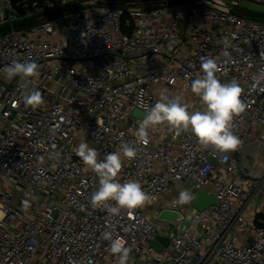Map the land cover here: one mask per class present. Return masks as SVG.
Returning <instances> with one entry per match:
<instances>
[{
  "label": "built area",
  "instance_id": "obj_1",
  "mask_svg": "<svg viewBox=\"0 0 264 264\" xmlns=\"http://www.w3.org/2000/svg\"><path fill=\"white\" fill-rule=\"evenodd\" d=\"M244 1L0 0V26L76 3L0 33V68L31 59L39 71L11 81L0 75V264H119L106 231L126 240L127 264H264V212L250 210L258 199L264 208V174L243 176L239 155L259 141L252 169L263 168L264 19L232 11H244ZM201 57L217 62L222 83L235 79L243 89L245 110L232 121L240 144L221 153L167 123L149 128L148 143L141 142L143 118L134 111L144 113L142 102L150 107L163 93L187 97L189 112L205 110L191 89ZM32 91L43 104L24 103ZM82 142L98 160L120 152L121 142L136 147L131 159L120 152L115 180L139 183L149 199L118 216L92 207L99 178L76 155ZM185 189L192 196L205 190L218 203L202 211L192 201L179 204ZM165 209L182 220L153 219ZM159 236L170 240L160 252L152 246Z\"/></svg>",
  "mask_w": 264,
  "mask_h": 264
},
{
  "label": "clouds",
  "instance_id": "obj_2",
  "mask_svg": "<svg viewBox=\"0 0 264 264\" xmlns=\"http://www.w3.org/2000/svg\"><path fill=\"white\" fill-rule=\"evenodd\" d=\"M200 67L202 74H198L192 81L191 89L205 104V110L189 112L178 98L170 99L163 93L161 99L150 107L142 102L140 106L144 109V116L136 132L141 142L148 143L149 128L167 123L176 130L177 135L181 131L191 129L199 144L206 148L211 146L221 153L237 148L240 140L232 131V121L234 116L245 110L246 105L241 99L243 89L235 79L222 83L217 78L219 66L214 59L201 57ZM0 75L8 81L17 77L30 79L39 75L38 64L31 59L23 61L14 59L6 67L0 68ZM24 103L36 107L43 104L44 100L39 91H32L25 96ZM120 152L129 159L137 155L136 147L128 142H121ZM120 152L108 153L104 159L98 160L96 149L89 147L87 143H80L76 149V155L99 178V187L90 198L92 207H99L110 216H118L122 210H134L149 199L139 183L135 181L120 183L115 180L122 166ZM193 198L190 191L185 189L180 192L177 203L187 204ZM110 201H115V205L109 203ZM22 206L27 209L29 202L23 201ZM102 235L110 242L111 253L119 255V264H127L131 249L126 247V240L122 237L114 238L110 231Z\"/></svg>",
  "mask_w": 264,
  "mask_h": 264
},
{
  "label": "water",
  "instance_id": "obj_3",
  "mask_svg": "<svg viewBox=\"0 0 264 264\" xmlns=\"http://www.w3.org/2000/svg\"><path fill=\"white\" fill-rule=\"evenodd\" d=\"M187 2H189V0H169L168 3L169 4H180V3H187ZM105 4H107L109 6L114 5V3H105ZM75 5H76V3H69L67 5L57 7L55 10H48V11L39 13L35 16H32L28 19L16 22L14 24H7V25L0 26V33L8 31V30L13 29V28H20V27L32 25V24L36 23V21L42 17H47V16H51V15H55V14H61L63 12L72 10ZM232 11L234 13H236L237 15H240V16H248V17L264 19V13L249 12V11H236V10H232ZM134 116H138V117L143 118L144 113L140 110H135ZM259 144H260L259 141L254 140V141H251V142L245 144L244 146H242L239 155H240V160H241L240 169H241V172L243 174H246L247 172L252 170V159H253V157H254V155H255L258 147H259ZM211 162L214 165H217V162L215 159L211 158ZM193 197L194 198H193L191 203L196 209H198L200 211L206 209L207 207H209L212 204L218 203L216 197L213 194H210L205 190L197 191L193 195ZM182 218H183V215L180 212L170 210V209L162 210L158 215L159 220L167 221V222L174 224V225L178 224L180 222V220H182ZM169 242H170L169 238L159 236L156 240H154L152 242V246L158 252H160L165 247H167L169 245ZM136 264H147V263H145L142 260H138V262Z\"/></svg>",
  "mask_w": 264,
  "mask_h": 264
},
{
  "label": "rangeland",
  "instance_id": "obj_4",
  "mask_svg": "<svg viewBox=\"0 0 264 264\" xmlns=\"http://www.w3.org/2000/svg\"><path fill=\"white\" fill-rule=\"evenodd\" d=\"M241 6H242V9L244 11L264 13V6L257 5L256 3L248 1V0H245L241 4ZM53 17H54L53 15L47 16V17L43 18V21L52 19ZM181 104L185 105L187 107L188 111H190V106L192 105V103L190 102V100L187 97H185L184 100L181 101ZM199 111H201V109H199ZM262 165L264 166V161H263ZM168 197H169V199H171L173 197V195L169 194ZM150 209L153 211L152 207H147L146 211H149Z\"/></svg>",
  "mask_w": 264,
  "mask_h": 264
},
{
  "label": "crops",
  "instance_id": "obj_5",
  "mask_svg": "<svg viewBox=\"0 0 264 264\" xmlns=\"http://www.w3.org/2000/svg\"><path fill=\"white\" fill-rule=\"evenodd\" d=\"M261 154L264 156V149L261 151ZM243 174V173H242ZM252 176L254 177H261L264 174V166L263 168L259 169V168H253L252 172H251ZM244 176V174H243ZM165 202H168V199L166 198L164 200ZM250 210L252 213L256 214L257 217L260 216L261 214H263L264 212V208L262 207V204L260 203V200L258 199V201L252 205L250 207ZM153 219H158V216H153Z\"/></svg>",
  "mask_w": 264,
  "mask_h": 264
},
{
  "label": "trees",
  "instance_id": "obj_6",
  "mask_svg": "<svg viewBox=\"0 0 264 264\" xmlns=\"http://www.w3.org/2000/svg\"><path fill=\"white\" fill-rule=\"evenodd\" d=\"M32 1H39V2H41V1H43V0H32Z\"/></svg>",
  "mask_w": 264,
  "mask_h": 264
}]
</instances>
